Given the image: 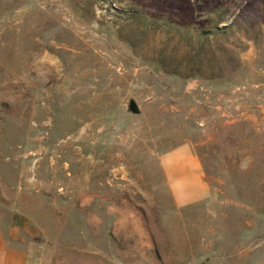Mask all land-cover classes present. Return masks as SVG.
<instances>
[{"label": "rangeland", "instance_id": "1", "mask_svg": "<svg viewBox=\"0 0 264 264\" xmlns=\"http://www.w3.org/2000/svg\"><path fill=\"white\" fill-rule=\"evenodd\" d=\"M261 109L264 0H0L4 233L29 264H264Z\"/></svg>", "mask_w": 264, "mask_h": 264}, {"label": "crops", "instance_id": "2", "mask_svg": "<svg viewBox=\"0 0 264 264\" xmlns=\"http://www.w3.org/2000/svg\"><path fill=\"white\" fill-rule=\"evenodd\" d=\"M250 108L247 113H252L250 118L254 120L258 111L254 106ZM259 112L264 115V109ZM262 120L264 123V118ZM160 162L169 192L178 207L192 206L211 196L212 190L202 160L192 145L182 144L164 153ZM0 264H29L27 253L6 237L1 223Z\"/></svg>", "mask_w": 264, "mask_h": 264}, {"label": "water", "instance_id": "3", "mask_svg": "<svg viewBox=\"0 0 264 264\" xmlns=\"http://www.w3.org/2000/svg\"><path fill=\"white\" fill-rule=\"evenodd\" d=\"M129 111L135 115L140 114V109L138 107V105L136 104V102L134 100H131L129 103Z\"/></svg>", "mask_w": 264, "mask_h": 264}]
</instances>
